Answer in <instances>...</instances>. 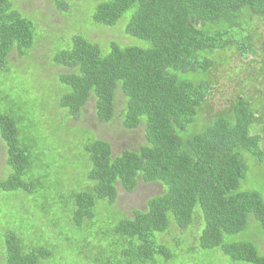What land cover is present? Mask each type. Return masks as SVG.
<instances>
[{"label": "trees", "instance_id": "1", "mask_svg": "<svg viewBox=\"0 0 264 264\" xmlns=\"http://www.w3.org/2000/svg\"><path fill=\"white\" fill-rule=\"evenodd\" d=\"M59 3L65 6L64 0L57 1L64 9ZM127 11L132 15L125 35L148 42L147 49L111 43L102 54L87 35H72L51 56L50 68L61 69L52 85L58 92L54 108L64 112L54 119L58 130L68 118L80 116L90 100L99 122L119 120L126 130L143 127V143L118 155L108 142L82 130L86 186L67 190L70 216L75 226L88 223L98 202H107L109 214L90 262L167 264L173 250L160 237L174 228L189 230L194 248L216 249L234 263L264 264L257 245L225 240L241 233L250 219L264 230L261 198L240 191L244 160L264 166V0H105L94 8L92 20L102 28L114 27ZM34 30L11 8V0H0V71L13 51L30 57ZM227 52L248 59L243 61L245 89L228 99L222 112L196 125L220 88L218 66L226 60L219 54ZM0 100L11 101L1 86ZM45 106L37 111L41 117ZM23 122L11 110L0 113L8 169L0 175L1 191L42 188L48 177L22 147ZM139 182L157 184L162 191L127 217L110 209L118 187L132 193ZM250 238L255 244L261 240ZM19 245L8 234L5 247L0 246V264H45L51 258L46 249L23 253Z\"/></svg>", "mask_w": 264, "mask_h": 264}, {"label": "rangeland", "instance_id": "2", "mask_svg": "<svg viewBox=\"0 0 264 264\" xmlns=\"http://www.w3.org/2000/svg\"><path fill=\"white\" fill-rule=\"evenodd\" d=\"M57 1L59 0H11V8L32 22L34 37L37 38L35 47L29 52L30 57H20L17 51H13L9 56L11 64L7 63L6 70L0 71L1 89L11 98L7 102L0 100V113L11 110L12 116L24 117L25 123L20 125L22 147L28 150L40 172L48 174V177L42 188L31 191L0 190V246L4 248L7 235L12 234L19 241L23 253L38 248L50 251L51 258L44 261L45 264H92L88 258L94 254L91 248L95 249L97 241H100L101 233L105 231L103 222L109 214L107 202H98L92 221L75 226L70 216L67 190H78L80 185L84 189L86 186L82 185L85 183L86 173H83L82 143L85 135L82 130L88 131L92 138L108 142L113 155H118L124 150H135L143 143V127L126 130L121 127L119 120L99 122L95 117L93 100H90L80 116L68 118L58 130L54 119L60 120L64 112L54 108L58 92L52 85L55 80L58 83L57 74L61 69L50 68L54 57L51 56L54 51L64 49L72 35H87L101 47L102 54H107L111 43L120 48L140 49H147L149 43L125 35L124 29L131 18V11L124 13L114 27L102 28L93 22L92 14L94 8L105 0H64L65 6L59 3L64 9L59 8ZM219 56L226 60L218 66L219 81L223 84L218 83V92L212 93L206 108L200 112V122L196 125H201L222 112L226 101L240 89H245L246 69L243 61L248 59L242 61L230 52L220 53ZM61 88L59 85L60 92ZM42 105L46 106L42 108L41 117L37 111ZM70 137L73 138L72 142ZM5 158V150L0 141V175L8 174ZM244 162L247 172L240 183V191L255 192L264 203V166L251 159ZM161 191V186L157 184L142 182L138 183L132 193L124 192L118 187L117 200L110 209L127 217L133 209L142 210L146 200ZM118 218L119 216H113L116 222ZM262 228L250 219L241 233L226 237L225 240L249 241L257 245L264 255ZM250 237L261 240H256L255 244ZM160 238L173 250L174 257L167 264H239L216 249L194 248L197 242L189 230L181 232L171 228ZM2 259L1 255L0 261Z\"/></svg>", "mask_w": 264, "mask_h": 264}]
</instances>
